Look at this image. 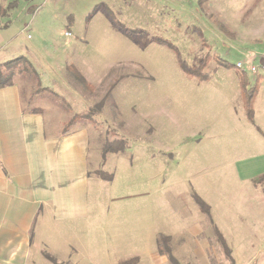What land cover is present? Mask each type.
Instances as JSON below:
<instances>
[{
  "label": "rangeland",
  "instance_id": "374dc122",
  "mask_svg": "<svg viewBox=\"0 0 264 264\" xmlns=\"http://www.w3.org/2000/svg\"><path fill=\"white\" fill-rule=\"evenodd\" d=\"M0 1V64L21 58L2 73L13 72L24 106L43 110L48 133L87 129L90 169L145 164L150 179L190 197L216 180L202 170L210 154L228 162L264 151V123L247 115L242 87L264 76V0L249 15L254 0ZM113 138L123 151H108ZM108 186L90 181L92 212L75 231L102 232L117 209Z\"/></svg>",
  "mask_w": 264,
  "mask_h": 264
},
{
  "label": "crops",
  "instance_id": "0c3cea01",
  "mask_svg": "<svg viewBox=\"0 0 264 264\" xmlns=\"http://www.w3.org/2000/svg\"><path fill=\"white\" fill-rule=\"evenodd\" d=\"M253 74V116L264 123L255 107L264 76ZM43 114L24 106L18 84L0 87V264H264V182H254L264 151L228 162L215 151L202 170L216 180L179 196L134 161L118 162L110 180L95 175L87 129L50 134ZM261 137L258 144L264 130ZM95 177L109 183L107 202L117 209L91 236L73 224L88 223Z\"/></svg>",
  "mask_w": 264,
  "mask_h": 264
},
{
  "label": "trees",
  "instance_id": "16d2710c",
  "mask_svg": "<svg viewBox=\"0 0 264 264\" xmlns=\"http://www.w3.org/2000/svg\"><path fill=\"white\" fill-rule=\"evenodd\" d=\"M260 2V0H254L253 3L250 5V7L245 11V14L246 15H249L251 12H252V9L257 6ZM15 4V1H12V2H9L7 4V8H11L12 6H14ZM2 9V8H1ZM6 12V11H5ZM5 12H2L0 13V15H2L3 13ZM221 28H224V29H227V27L223 26V25H220ZM229 35L231 36L232 35V32L229 33ZM17 60H21V58H18L16 60H10V61H7V62H4L3 64H0V87L2 86H5V85H10L12 83H14L13 81V72H7V74H3L1 69L2 68H5V69H8L10 70L11 67H13V65L15 63H17ZM16 61V62H15ZM243 74H245V72H243ZM242 87H243V93L245 94L244 95V104H245V108H246V111H247V115L252 118L253 117V107H252V102H253V96H254V92H255V86H248L246 81H243V84H242ZM32 111H36V112H42V109H40L39 107H32L31 108ZM79 118H84V115H77ZM69 130L68 129H65L62 133H66L68 132ZM110 146L109 147V144H108V151L109 150H112L113 152H120V151H123L124 150V144L125 142L122 140V139H118V138H113L110 140ZM113 143V145H115V147L113 145H111ZM94 174L103 178V179H106V180H110L112 178V174L106 172V171H103L101 169H96L94 170ZM259 181H263L264 182V175L262 176H259V177H256L254 179V182H259ZM195 198V201L197 202V204L203 209L205 210L206 212H208V206L198 197V196H194ZM217 237L219 239V241L221 242V244L223 246H225V242L222 238V236L217 232ZM48 256V255H47ZM48 258H51L48 256ZM124 261H122L123 263ZM173 263L174 264H180V263H177L176 261L173 260Z\"/></svg>",
  "mask_w": 264,
  "mask_h": 264
},
{
  "label": "built area",
  "instance_id": "2783aa9c",
  "mask_svg": "<svg viewBox=\"0 0 264 264\" xmlns=\"http://www.w3.org/2000/svg\"><path fill=\"white\" fill-rule=\"evenodd\" d=\"M242 66H243V65H242L240 62H238V63L236 64V67H237V68H242ZM250 70H251V71H254V70H255V66H251V67H250Z\"/></svg>",
  "mask_w": 264,
  "mask_h": 264
}]
</instances>
